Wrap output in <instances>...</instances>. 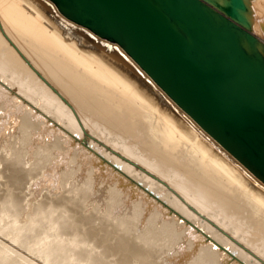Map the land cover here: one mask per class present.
<instances>
[{
    "label": "bare ground",
    "instance_id": "1",
    "mask_svg": "<svg viewBox=\"0 0 264 264\" xmlns=\"http://www.w3.org/2000/svg\"><path fill=\"white\" fill-rule=\"evenodd\" d=\"M252 8L264 41V0ZM11 118L19 141L0 156V168L16 161L5 179L38 193L46 178L54 195L33 202L0 183V264H170L149 248L172 240L190 264H264V183L120 47L50 0H0V148H12ZM53 168L65 170L53 178ZM92 188L135 221L87 211ZM95 221L105 235L86 229Z\"/></svg>",
    "mask_w": 264,
    "mask_h": 264
},
{
    "label": "water",
    "instance_id": "2",
    "mask_svg": "<svg viewBox=\"0 0 264 264\" xmlns=\"http://www.w3.org/2000/svg\"><path fill=\"white\" fill-rule=\"evenodd\" d=\"M50 1L120 47L264 183V41L253 34V0Z\"/></svg>",
    "mask_w": 264,
    "mask_h": 264
},
{
    "label": "rangeland",
    "instance_id": "3",
    "mask_svg": "<svg viewBox=\"0 0 264 264\" xmlns=\"http://www.w3.org/2000/svg\"><path fill=\"white\" fill-rule=\"evenodd\" d=\"M6 120V119H5ZM13 120V121H12ZM12 121V122H11ZM10 122L11 123H9V125L11 126V128H13V130H11L10 128V131H8L9 132V134L12 132V131H16V121H14V118L12 119L11 118V120H10ZM15 123V124H14ZM9 125H8V127H9ZM1 125H0V129H1ZM18 133H17V131L16 132H12L10 135H8V140H10L11 142H12V148H11V146L9 145L10 144V142H9V146H5V145H3L1 148H0V156L1 157H6V154L7 155H11L12 154V152H13V149H15V148H17L14 144H16V142H18L19 141V139H18ZM38 145H39V143H38ZM22 146V145H21ZM7 150L9 151V152H7ZM12 152H11V151ZM5 151V152H4ZM2 153V154H1ZM9 153H11V154H9ZM5 154V155H4ZM4 155V156H3ZM14 161H15V158L14 157H12V159H9V161H7V162H5V163H7V164H5V163H3L2 165H1V168L0 169H2L3 168V166H4V169L6 168H8L6 165H8L9 166V164H14ZM11 162H13V163H11ZM16 162V161H15ZM26 168V167H25ZM46 168V165L44 166V167H42V169H44L43 171L44 172H42V170L40 171V172H42L41 173V176L40 177H43V176H45V175H47L48 176V174H49V172H48V170H46L45 169ZM244 168H246V167H244ZM247 169V168H246ZM65 169H62V170H60V171H57L55 168H53V178H56L57 176H59L60 175V172H62V171H64ZM248 170V169H247ZM1 172V174H0V183H2V188H4L3 187V185L4 186H6V183H8L10 186H12V188L11 189H13L14 191H15V189H17L18 191H20L19 192V194H21V195H19L20 196V198H23V194H22V192H24L26 195H28V196H34L36 199H34V197H33V199L34 200H32L33 202H41L42 200H43V194H44V198H45V200L47 201V199L50 197V196H52V195H54V193H50L49 191H48V193H47V190H49L50 189V191L52 190V185L51 184H53L51 181V183H47L46 185L44 184L45 182H44V180L46 179V178H44V179H42V178H40V179H42V180H39L38 181V185H39V188H38V186H37V189H38V191L40 192L41 191V195L40 196H42V197H40L39 196V192L38 193H36L35 191L33 192L32 190V192L30 191V189H27V190H29V192L28 191H26L25 192V186L24 185H22L23 183H16V182H13V181H9L8 179V181L5 179V177H8V176H5L4 174H3V172H9L8 171V169L7 170H0ZM3 171V172H2ZM249 171V170H248ZM6 172V175H8V173ZM250 172V171H249ZM11 172H9V174H10ZM251 173V172H250ZM2 174H3V176H2ZM23 174L24 175H26V171H24L23 172ZM42 174H43V176H42ZM252 174V173H251ZM253 175V174H252ZM5 176V177H4ZM255 176V175H254ZM4 177V178H3ZM2 179V180H1ZM3 179H5V180H3ZM6 181V182H5ZM15 183V186H13V184H10V183ZM8 184H7V186H8ZM83 183H80V181H78V177L77 176H73V178L70 180V185H74V186H80V185H82ZM18 185H19V187H18ZM20 185H22V187L20 188ZM6 186V187H7ZM5 187V188H6ZM9 187V186H8ZM8 187H7V189L5 190V191H8ZM49 189H48V188ZM1 188V187H0ZM1 188V190H3ZM10 188V187H9ZM47 188V189H46ZM65 187H62L61 188V190H63V191H66V188L64 189ZM22 189H24V190H22ZM36 189V190H37ZM40 189V190H39ZM46 189V190H45ZM15 191V195L16 194H18V191ZM92 190L94 191V194H92V196H91V198L88 200V202H87V206L89 207V210H87V211H89V212H91V211H93V212H95V215H99V216H101V215H103V214H106L107 216H112L113 215V217L115 216V218H116V220L119 222V223H122V224H124V223H127L129 220H133V221H135L134 220V218L136 219V217L135 216H133L131 213H127V211L125 210V209H123V207H121V206H117L116 208H114V209H109V207H104V203L102 202V200H100L99 199V195L98 196H96V194H97V191L95 190V188H92ZM4 191V190H3ZM3 191H2V193H3ZM46 191V192H45ZM43 192H45V193H43ZM53 192V191H52ZM56 193L55 194H58L60 191H55ZM29 193H31V195L29 194ZM33 193V194H32ZM43 193V194H42ZM7 194V192H5V195ZM4 195V194H3ZM36 195L37 196H39V197H36ZM17 197H19L18 195H16ZM24 197H25V195H24ZM31 197V198H32ZM0 198H2V196H0ZM124 199V198H123ZM123 199H121L122 201H119L120 203H125L126 204V202H123ZM40 200V201H39ZM44 200V201H45ZM41 203H44V202H41ZM97 213V214H96ZM100 213V214H99ZM96 222V221H95ZM93 222V223H87V226H85L86 227V229L87 228H91L92 227V229L93 230H91V229H89V231H94L95 229V231H97V232H99V231H102L101 233H103V235H105L104 233L105 232H103V231H105V229H107V226H105L104 225V227L105 228H103L102 226H103V221H100L101 223V225L99 224V226L97 225L98 223L96 222ZM99 222V221H98ZM109 222H111V221H109ZM132 222V221H131ZM95 223V224H94ZM112 223V222H111ZM111 223H109V224H111ZM135 223V222H134ZM83 224V223H82ZM81 223H79V225H82ZM105 224V223H104ZM84 225V224H83ZM112 225L114 226V225H116V223L114 222V224L112 223ZM111 225V226H112ZM115 227V226H114ZM109 228H111V227H109ZM108 228V229H109ZM88 230V229H87ZM99 230V231H98ZM111 230H112V228H111ZM111 230H109V231H111ZM128 230V229H127ZM131 231V230H130ZM97 232L94 234V235H96L97 234ZM91 233V232H90ZM101 233H100V236H101ZM91 234H93V232L91 233ZM98 235V234H97ZM130 234H127V236H129ZM99 236V235H98ZM132 235H130V237H131ZM111 238V237H110ZM109 238V239H110ZM100 239H101V237H100ZM112 241V240H111ZM109 242L110 243V245H112V242ZM115 243V242H114ZM114 243H113V245H114ZM154 244V246H156V248H153V246H151L152 248H149V249H156V250H158V251H161V253H162V255H164L165 257H167L168 259H170L171 260V262H170V260H168L169 262H170V264L172 263V264H190V263H188V253H187V250L186 249H183L182 247H181V242L179 241V240H172L170 243L169 242H155V243H153ZM152 250V251H153ZM155 250V251H156ZM157 252V251H156ZM112 258V257H111ZM112 260V259H111ZM132 263V262H131ZM18 264V263H17ZM132 264H134V263H132Z\"/></svg>",
    "mask_w": 264,
    "mask_h": 264
}]
</instances>
